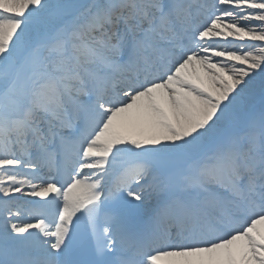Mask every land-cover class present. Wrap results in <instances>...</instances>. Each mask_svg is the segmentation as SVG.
<instances>
[{"label": "snow or ice", "instance_id": "1", "mask_svg": "<svg viewBox=\"0 0 264 264\" xmlns=\"http://www.w3.org/2000/svg\"><path fill=\"white\" fill-rule=\"evenodd\" d=\"M0 264H264V0H0Z\"/></svg>", "mask_w": 264, "mask_h": 264}]
</instances>
